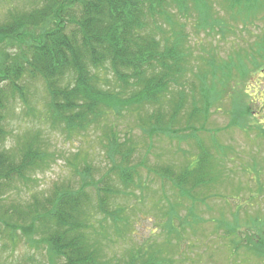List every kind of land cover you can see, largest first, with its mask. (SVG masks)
Listing matches in <instances>:
<instances>
[{
	"label": "trees",
	"instance_id": "obj_1",
	"mask_svg": "<svg viewBox=\"0 0 264 264\" xmlns=\"http://www.w3.org/2000/svg\"><path fill=\"white\" fill-rule=\"evenodd\" d=\"M20 1L22 5L0 13V220L5 230L11 236H17L18 231L23 236L27 231L37 235L47 250V262L42 264H161L165 261L159 254L162 250L152 245L138 247L120 258L104 254V246L107 248L110 241L108 226L116 235L129 226L121 215L123 210L113 209L117 199L125 195L120 187L129 188L138 177V166L132 164L134 144L127 135L121 139L119 131L108 124V116L140 113L152 107L155 111L142 118L140 125L150 136L155 132L176 136L204 120L209 105L215 98L221 99L222 92L214 85L216 74L229 78L232 68H240L247 77L250 71L243 67L240 54H236L237 60L230 58L218 64L213 58L208 60L206 69L196 75L201 108L194 104L183 119L184 126L175 128L187 102L181 87L189 72L190 54L183 26L173 18L172 10L184 16L194 11L199 28L210 27L222 36L229 25L214 15L209 0ZM219 2L221 10L244 27L256 19L264 20V14L258 16L264 10V0ZM250 47L245 57L257 69L260 63L255 55L264 60V42ZM107 73L115 88L105 87ZM209 73L213 80L208 82ZM35 82L43 86V110L39 114L44 122L52 128L61 127L67 134L102 130L104 153L111 165L97 179L85 170L80 185L57 186L25 205L4 207L2 198L19 184L27 186L31 176L47 167L51 158L39 131L7 146L10 105L18 101L33 111L31 85ZM217 83L223 91L226 80ZM243 106L245 116L252 113L246 104ZM240 124L245 127L246 120L241 119ZM197 145L191 163L178 171L163 165L154 172L175 186L181 197L201 202V189L219 181V163H214L208 149ZM135 187L141 188L139 184ZM177 207L169 204L162 215L167 218L166 233L176 237L180 234L171 221ZM187 214L194 216L190 211Z\"/></svg>",
	"mask_w": 264,
	"mask_h": 264
},
{
	"label": "rangeland",
	"instance_id": "obj_2",
	"mask_svg": "<svg viewBox=\"0 0 264 264\" xmlns=\"http://www.w3.org/2000/svg\"><path fill=\"white\" fill-rule=\"evenodd\" d=\"M208 2L220 22L229 25V31L223 36L210 27L199 28L194 11L184 16L172 10L173 18L183 26L190 54L189 72L181 87L187 94V102L175 128L184 126L183 119L194 104L201 108V87L196 75L206 69L204 64L208 60L213 58L218 64L240 54L238 58L244 59L242 65L250 73L243 77L240 68H232L229 78L216 74L214 85L222 92L221 99L215 98L209 105L204 120L192 123L186 132L176 136L153 131L155 135L151 137L141 129L142 118L155 111L152 107L143 108L140 113L130 111L108 116V124L119 131L122 140L125 135L131 138L135 147L132 164L138 166L135 183L129 188L120 187L125 195L113 205V209L123 210L121 215L129 226L118 235L108 226L110 241L107 248L104 246L108 257L120 258L138 247L152 245L162 250L159 254L165 261L161 264H264V60L254 54L260 65L253 69L251 60L245 57L250 46L264 42V20L256 19L253 25L244 27L240 20H232L221 10L219 0ZM15 5L22 2L0 0V13ZM262 14L264 10L258 16ZM163 29L167 30L168 26L164 25ZM107 77L105 87L115 88L111 74L107 73ZM211 78L209 73L208 82ZM224 79L222 91L217 81ZM176 90L171 89L173 95ZM31 91L33 111H27L18 101L10 105L7 146L22 141L28 133L39 131L51 158L47 167L31 176L27 186L19 184L2 198L4 207L25 205L57 186L80 185L85 170L97 179L111 165L104 153L102 130L90 128L67 134L61 127L52 128L39 114L43 110L42 84L32 83ZM243 104L250 108L251 114L245 116ZM163 108L169 112L167 106ZM241 119L249 126L241 127ZM183 133L190 136L184 137ZM198 143L209 150L216 165L219 163V181L207 190L201 189L199 196L204 194L201 202L181 197L175 186L154 172L163 165H172L178 171L191 163L196 158ZM169 204L178 206L171 221L180 234L178 237L175 233H166L167 218L162 215ZM188 211L194 216L189 217ZM5 229L4 221L0 220V264L47 262L46 246L37 235L27 231L23 236L18 231L17 236H11Z\"/></svg>",
	"mask_w": 264,
	"mask_h": 264
}]
</instances>
